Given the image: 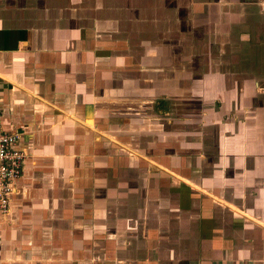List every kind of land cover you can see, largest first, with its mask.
Returning <instances> with one entry per match:
<instances>
[{
	"label": "crops",
	"instance_id": "1",
	"mask_svg": "<svg viewBox=\"0 0 264 264\" xmlns=\"http://www.w3.org/2000/svg\"><path fill=\"white\" fill-rule=\"evenodd\" d=\"M233 26L264 80V0H0V120L25 152L0 264H264V135L249 152L246 119L187 133L149 100Z\"/></svg>",
	"mask_w": 264,
	"mask_h": 264
},
{
	"label": "rangeland",
	"instance_id": "2",
	"mask_svg": "<svg viewBox=\"0 0 264 264\" xmlns=\"http://www.w3.org/2000/svg\"><path fill=\"white\" fill-rule=\"evenodd\" d=\"M249 33L247 30H239V28L233 26V30L230 32L232 41L227 39L228 41L224 44L222 41L217 40L214 42V39H211L212 41L209 42L210 45H205V47L201 46L198 50L197 48L196 50L190 48V54L188 55H197L198 57L195 59L193 57L184 59L181 67H179L183 71V75L181 74L180 76L181 78L175 76L176 66L174 64V58L171 61L173 63L169 65L173 73H166L161 83L159 82V77L155 78L156 82H153V87L159 89V91L149 99L151 101L152 112L154 111L156 114L164 116L162 118L163 122L166 120L165 118L173 121L175 124L178 122L180 127L187 133H190L194 128L197 129L198 122L206 120L209 116H214L216 120L220 117L227 116L232 118V120L240 121L244 118L246 119L244 121L246 126L242 125V123L240 124V122L236 126H233L231 132L232 142L248 137V151L255 152L258 149L261 151L258 144H256V140H258L257 137L260 135H264V93H256L254 88L256 87L258 92H264V80L257 81L253 77L255 76L253 73H257L255 69L250 67V64L242 62L243 60L241 61L239 57L251 49L248 48ZM188 34L190 35V33ZM251 36L252 34L249 37ZM189 42H191L190 46H195V41L189 39ZM212 43L213 45H211ZM205 58L208 61H203ZM243 69V73L246 72V69L249 70L247 78H244L243 75L245 74L241 73ZM223 73L231 75V94L230 92V95L227 93L224 94L222 91L221 95L215 99L216 97L207 95L208 91L205 92L203 88L207 86L208 82L212 90L214 88L218 89L219 87L222 89L227 86L225 79L221 77ZM227 77L229 78V76ZM240 86L243 88L241 89L244 94H242V97L238 94ZM161 90L163 93H159ZM243 100L247 102L246 107L249 111L244 112V110L240 109L239 103ZM224 101H227L224 104V107L227 108L226 110L223 107ZM243 112L247 114L244 115ZM213 113L214 115H210ZM182 119L185 122V126H182L180 122ZM173 122L163 124V128L167 126L166 130H168L171 126L169 124ZM199 130L203 133L201 126ZM242 134L243 136L240 138ZM206 136L204 140H206ZM238 151L239 147L237 144L235 152Z\"/></svg>",
	"mask_w": 264,
	"mask_h": 264
},
{
	"label": "built area",
	"instance_id": "3",
	"mask_svg": "<svg viewBox=\"0 0 264 264\" xmlns=\"http://www.w3.org/2000/svg\"><path fill=\"white\" fill-rule=\"evenodd\" d=\"M18 140V132L5 130L0 120V212L2 213L8 212L14 190L13 183L22 174L25 152L17 147Z\"/></svg>",
	"mask_w": 264,
	"mask_h": 264
}]
</instances>
